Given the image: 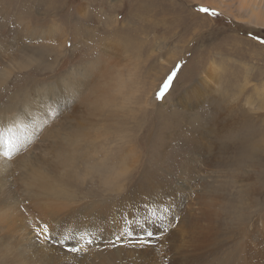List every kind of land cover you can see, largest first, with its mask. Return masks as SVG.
Returning a JSON list of instances; mask_svg holds the SVG:
<instances>
[{"label": "rangeland", "instance_id": "374dc122", "mask_svg": "<svg viewBox=\"0 0 264 264\" xmlns=\"http://www.w3.org/2000/svg\"><path fill=\"white\" fill-rule=\"evenodd\" d=\"M249 14L238 0H0V106L95 54L110 56L96 83L124 79L78 172L68 179L51 160L44 165L62 193L26 204L30 217L0 222V264H264V43L256 39L264 26ZM178 63L171 91L156 100ZM148 95L154 106H145ZM31 131V143L17 139L45 163L48 126L38 139ZM13 178L0 198L25 189ZM145 204H171L179 219L170 213L162 235L153 225L147 246L115 241L121 212L142 218ZM37 217L69 235L95 231L97 244L71 254L38 241L29 224Z\"/></svg>", "mask_w": 264, "mask_h": 264}, {"label": "bare ground", "instance_id": "6f19581e", "mask_svg": "<svg viewBox=\"0 0 264 264\" xmlns=\"http://www.w3.org/2000/svg\"><path fill=\"white\" fill-rule=\"evenodd\" d=\"M238 1L248 6L249 18L254 24L264 26V4L261 0ZM56 44L60 46L59 43L56 42ZM109 58L104 53L95 54L90 60L70 66L54 80H48L42 87L32 84L18 89L16 93L10 95L8 104L0 106V132H3L5 138L11 136L17 139L25 136L29 144L35 138L31 127L36 126L38 122H43L46 118L49 121V146L42 150L49 156L45 163L41 161L37 163L32 159L31 145L26 146L24 155L19 154L11 161L0 157V193L17 183L14 176L25 187L24 190L15 189L14 194L0 198V222H8L17 216H28L26 204L36 207L43 197L62 193V188L52 182V178L47 174L48 160L52 161V167L49 169L57 174L60 173L63 177L67 175L68 179H71L70 177L85 164L87 148L95 146V140L90 136L91 131L94 130L96 135L100 128V121H111L108 119L110 114L103 113L104 107L111 104L113 107L118 106L119 104L115 103L116 98L123 93L121 84L124 81L123 74L116 73L110 83L105 80L96 83L101 74L102 61ZM97 61L101 64L98 65ZM109 88H114L113 90L116 91L113 97L108 93ZM76 97L78 98L74 102ZM145 101V106L155 105L150 95L145 98ZM57 105L63 109V112L55 118L50 110ZM75 107L83 108L80 113L74 114L72 110ZM96 125L99 127L95 128ZM105 132H110V128L100 129L102 136H107ZM96 143L102 142L96 141ZM65 184L70 186L71 181L67 180ZM23 202L25 203L22 206H18ZM5 205H10V208L2 209ZM13 231H17L22 237L33 236L29 227L23 228L22 231L13 227Z\"/></svg>", "mask_w": 264, "mask_h": 264}, {"label": "snow or ice", "instance_id": "6c2138e0", "mask_svg": "<svg viewBox=\"0 0 264 264\" xmlns=\"http://www.w3.org/2000/svg\"><path fill=\"white\" fill-rule=\"evenodd\" d=\"M198 10L213 16L218 15L215 9H209L201 6ZM256 39L259 40L260 43H264V39H261L259 36H257ZM180 68L181 65L178 63L159 85L158 90L154 93L156 100H163L166 98L167 94L172 89L174 79L176 78L177 72ZM77 98L78 97L74 98V102ZM50 111L55 118H58L62 114L63 109L57 105ZM48 123L49 121L46 118L42 125L35 126L37 139L42 134L43 128L48 126ZM9 131L11 130L9 129ZM26 150L25 142L11 136L5 138L3 132H0V157L11 161L15 158V156ZM145 213L146 215L142 218L131 213L128 218H125L124 213L121 212V224L119 226L118 233L114 234L115 241H122L126 236L129 238V243H135L137 246L141 247L147 246L152 243L151 238L156 235V232L152 230L153 225H157L159 223V232L160 235H162L163 232L168 230L167 227L164 226V221L170 213L172 214L173 219H179L174 215V213H172L171 204L164 205L162 207L155 205L149 207L145 204ZM112 223L114 226L116 225L115 220H113ZM29 224L35 234V238L38 241L45 244H59L71 254L88 252L91 247L97 244V240L99 239V236L95 231H80L79 229H74L73 234L69 235L63 230V226L61 224L51 223L50 221H46L40 217H37L33 221H29ZM134 236L135 240L132 239ZM69 241H74V243L69 244ZM110 243H113L114 246V242Z\"/></svg>", "mask_w": 264, "mask_h": 264}]
</instances>
